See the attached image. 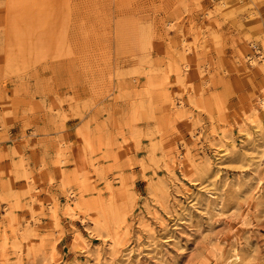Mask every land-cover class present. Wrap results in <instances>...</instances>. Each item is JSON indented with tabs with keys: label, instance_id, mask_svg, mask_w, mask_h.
<instances>
[{
	"label": "rangeland",
	"instance_id": "374dc122",
	"mask_svg": "<svg viewBox=\"0 0 264 264\" xmlns=\"http://www.w3.org/2000/svg\"><path fill=\"white\" fill-rule=\"evenodd\" d=\"M263 59L264 0H0V264H264Z\"/></svg>",
	"mask_w": 264,
	"mask_h": 264
},
{
	"label": "bare ground",
	"instance_id": "6f19581e",
	"mask_svg": "<svg viewBox=\"0 0 264 264\" xmlns=\"http://www.w3.org/2000/svg\"><path fill=\"white\" fill-rule=\"evenodd\" d=\"M251 63L254 65L257 64L254 60H251ZM261 111H263V113H264V90H263V94L261 95V97L258 100V103L255 105V107L252 108V117L258 120ZM231 232L234 234V230ZM235 240L238 241L237 244H239L240 239L238 238V236H235Z\"/></svg>",
	"mask_w": 264,
	"mask_h": 264
}]
</instances>
